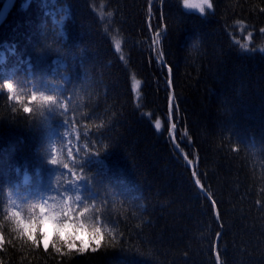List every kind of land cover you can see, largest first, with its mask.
<instances>
[{
    "label": "trees",
    "instance_id": "1",
    "mask_svg": "<svg viewBox=\"0 0 264 264\" xmlns=\"http://www.w3.org/2000/svg\"><path fill=\"white\" fill-rule=\"evenodd\" d=\"M6 1L0 0V13ZM42 5L12 0L0 21V81L12 82L21 100L9 101L0 85V264H215L217 232L224 264H264V207L257 205H264V0H213L204 16L185 10L183 0H152V32L149 0ZM59 8L68 9L66 18ZM101 12L112 16L101 19ZM56 19H63V36ZM158 24L167 25L163 67L149 47ZM248 32L250 51L232 55L233 47L240 48L235 41L245 43ZM113 36L122 41L123 61ZM29 57L31 76L21 63ZM133 77L141 81L139 100ZM41 92L60 105L54 116ZM33 93L38 99L29 104ZM170 95L179 105L176 140L190 159L198 157L194 166L220 222L169 142ZM24 106L32 112H23ZM66 118L79 137L73 159L61 131ZM85 143L107 171L91 161L79 171ZM53 151L56 166L48 163ZM67 169L91 179L96 200L89 212L103 215L112 207L107 221L119 240L115 246L104 234L95 253L61 255L17 239L10 213L27 220L42 200L58 208L55 190L67 182Z\"/></svg>",
    "mask_w": 264,
    "mask_h": 264
},
{
    "label": "snow or ice",
    "instance_id": "2",
    "mask_svg": "<svg viewBox=\"0 0 264 264\" xmlns=\"http://www.w3.org/2000/svg\"><path fill=\"white\" fill-rule=\"evenodd\" d=\"M56 4L57 0H43V7L47 9L48 4ZM159 3L162 5L164 3V0H159ZM183 7L185 9H195L198 11V13L201 16H204L206 14V10H212L213 9V0H183ZM7 11V5L5 6V12L0 13V17H3V15ZM60 13L64 15V17H67L68 9L67 8H59L57 9ZM148 29L149 32H152L153 25L151 23L153 18L152 13V0H149L148 5ZM53 13L50 11H45V16H52ZM101 19H104L105 16L111 17L112 13H100ZM161 20H163V17H161ZM238 24L242 25V22L237 21ZM54 25L59 26L61 29L60 35L63 36V19H56L54 20ZM167 31V25L164 24H158L156 26V30L154 34L151 36V44L150 49L152 51V55L156 58L158 63L162 64L163 66H166V61L163 60V49L161 46V41L165 38V34ZM241 31H244L243 25L241 26ZM261 33H264V28L260 29ZM113 43H114V50L116 53H120V60H125V56L122 54V41L117 39L115 36L112 37ZM252 40V33L248 32L246 36V42L241 43L239 40H236L235 43L240 45V48L243 49L245 52L250 51L249 44ZM13 54H15L14 48H13ZM251 51H255V49H251ZM261 52H264V48L260 49ZM151 59V57H150ZM21 63H27L28 69H29V75H32V64H31V58L29 57L27 60L21 61ZM60 68L64 69L66 68V65L60 64ZM169 77L171 76L172 69L171 67L166 68ZM55 71V69H54ZM44 79L47 81V77H44ZM65 81L69 79V77L65 76L63 77ZM134 83L132 85L133 90L137 94V100H139L140 96V89H141V81L136 80L135 77H133ZM169 84H171V80L168 81ZM0 85L3 86L4 89H6L8 96L7 99L9 101H15L16 103H21L20 98L16 95V87H14V84L12 82H5L0 81ZM56 87V85H53ZM38 96L33 93L31 95L30 100L28 101L29 104L37 101ZM39 99H42L44 104L51 105L54 107L48 108V113L50 116L55 115V108H58L60 105L58 104L56 98L53 95L44 96L43 92L40 93ZM13 111H15V107L12 108ZM179 105L175 102L174 95H170L169 98V122H170V129H169V136H170V142L174 143L176 148H179V143L176 141L175 137V129L177 128V123L172 122L174 118L175 112H178ZM67 108L65 106V113H61V115H66ZM23 112L25 113H31L32 108L28 106L23 107ZM149 117L151 116V113L147 114ZM63 128L62 133L64 136H67L69 134V129L72 127V125L69 122V119L62 120ZM72 123H75V121H72ZM154 128L157 131H160L162 129V121L157 118L154 121ZM183 136H188L187 131L185 130L182 134ZM79 139V137H77ZM188 142L191 143V138L188 137ZM83 147L85 148V155L82 157V163L79 166V171L81 173L84 172L85 169H87L88 162H93L97 165H101L104 167L105 171H107V165L105 162L101 159H99V156L97 154V150L89 149L88 145L85 143L83 144ZM180 152L183 155V159L187 162L189 166H192V176L194 178L195 185L199 188V190L207 196V198L211 201L212 209L215 215V218L217 222L221 221V214L219 209L216 206L215 199L212 198L211 194L208 192V190L205 188V185L202 183L201 179L199 178V173L196 171V168L194 166V160L198 162V157H194L193 159H190L188 157V154L183 152V149H180ZM48 163L56 166L58 165V160L55 156V151H53V155L51 158H49ZM67 164L64 165V168H67ZM71 173V176L74 178L73 180L68 181L69 184L72 185V189L75 191V196L77 197L74 201H71L70 203L63 204L60 203L59 207H56V204L53 203L51 205L48 204L47 200H44L43 202L37 203L33 205V211L34 216L30 217L29 219L25 220L19 211H12L8 217L10 219L15 227L14 231L17 233V239L23 241L24 243H30L32 246L39 248L41 245H43V248L45 251L48 250L49 246H51L55 253L61 254V255H69L73 251L83 254L87 252L88 250H91L93 253H95L98 249L101 248L102 244L104 243V234L101 230V227L92 225V224H86L84 220L80 219V217H85V214L89 212V206L88 201L92 200L93 204L92 206L95 207V200L96 197L94 193L91 191L92 189V181L90 178L86 177L85 175H77V172L69 170ZM84 180L85 183L81 184L79 181ZM85 185H87L88 191H85ZM68 189L65 187L64 193L62 196H59V201L62 202L65 199V196L67 195ZM59 195V194H58ZM53 201L58 200V196H52L50 197ZM257 205L264 207V205L261 204V201H257ZM80 208L81 210L77 213L76 209ZM90 219V218H89ZM51 225V239H49V232L46 230L47 225ZM220 227L223 228V224H220ZM86 235L88 238L87 243L81 239V235ZM109 236H111V241L108 246H115L119 243V240L116 236H112L111 233H109ZM221 233L217 232L215 241L213 243V253L215 257V264H224L221 256V252L219 251V241H220ZM8 243H11V241H8ZM5 244V236L4 232L0 230V248H3ZM79 244V246H77Z\"/></svg>",
    "mask_w": 264,
    "mask_h": 264
},
{
    "label": "bare ground",
    "instance_id": "3",
    "mask_svg": "<svg viewBox=\"0 0 264 264\" xmlns=\"http://www.w3.org/2000/svg\"><path fill=\"white\" fill-rule=\"evenodd\" d=\"M242 50H243V49H241V48H234V47H233V49H232L231 52H232V55H235L236 57H238L239 54H240V52H241ZM251 58H254V55L251 56V57H248V59H251ZM70 144H72V145H77V144H78V145H79V141H72ZM67 174H68V180H67V182L70 181V180H72V179H74V178L71 176V173L69 172L68 169H67ZM80 183L83 184V183H85V181H84V180H81ZM49 187H50L51 190L55 188V186H54L53 184H50ZM85 191H88V190H85ZM92 192H93V191H92ZM115 197H116V195H115ZM112 198H113V196H112ZM92 202H93V201H88V206H90V205L92 204ZM109 203H110V204H113L114 201L111 200ZM108 210H109V211L112 210V207H111L110 205H109ZM107 219H108V218L101 217L100 215H96V216L93 217V221L96 223V226L101 227V230H102L103 234H105V232H106V228H107V226H108V221H107Z\"/></svg>",
    "mask_w": 264,
    "mask_h": 264
},
{
    "label": "rangeland",
    "instance_id": "4",
    "mask_svg": "<svg viewBox=\"0 0 264 264\" xmlns=\"http://www.w3.org/2000/svg\"><path fill=\"white\" fill-rule=\"evenodd\" d=\"M11 3H12V0H7V1L5 2V5H4V7H3L1 13H4V12H5V6H6V5H7V11H8V9H9ZM183 8H184V7H183ZM184 9H185V8H184ZM185 10L198 13V11L195 10V9H185ZM7 11H6V12H7ZM209 11H212V10H206V14H207ZM5 14H6V13H5ZM5 14H4V15H5ZM206 14H205V15H206ZM4 15H3V17H4ZM3 17H0V21L2 20ZM253 55H254V58H255V54H253ZM253 55H250L249 57H251V56H253ZM135 93H136V92H135ZM69 145H71V144H69ZM72 180H73V179H72ZM79 182H80V181H79ZM66 187H67V189H68V194H69V195H72V196H75L76 193H75V191L72 189V185L69 184V183L67 182ZM46 230L49 232V239H51V225H50V224L46 226ZM81 239H83L86 243H87V241H88L87 236H86V235H83V234L81 235ZM77 246H79V244H78Z\"/></svg>",
    "mask_w": 264,
    "mask_h": 264
},
{
    "label": "clouds",
    "instance_id": "5",
    "mask_svg": "<svg viewBox=\"0 0 264 264\" xmlns=\"http://www.w3.org/2000/svg\"><path fill=\"white\" fill-rule=\"evenodd\" d=\"M76 198H77L76 196L66 195L65 199L62 202H58V203L67 204V203H70L71 201H74Z\"/></svg>",
    "mask_w": 264,
    "mask_h": 264
},
{
    "label": "water",
    "instance_id": "6",
    "mask_svg": "<svg viewBox=\"0 0 264 264\" xmlns=\"http://www.w3.org/2000/svg\"><path fill=\"white\" fill-rule=\"evenodd\" d=\"M174 144V143H173ZM174 146H175V144H174ZM176 147V146H175ZM179 153H181L180 151H178Z\"/></svg>",
    "mask_w": 264,
    "mask_h": 264
}]
</instances>
